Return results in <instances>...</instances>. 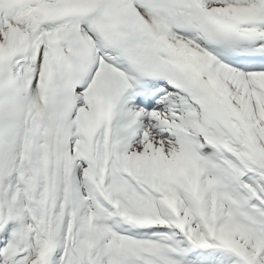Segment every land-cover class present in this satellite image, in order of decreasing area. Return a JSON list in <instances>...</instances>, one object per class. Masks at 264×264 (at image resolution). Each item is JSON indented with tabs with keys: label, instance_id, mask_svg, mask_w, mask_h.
Wrapping results in <instances>:
<instances>
[{
	"label": "snow or ice",
	"instance_id": "1",
	"mask_svg": "<svg viewBox=\"0 0 264 264\" xmlns=\"http://www.w3.org/2000/svg\"><path fill=\"white\" fill-rule=\"evenodd\" d=\"M0 264H264V0H0Z\"/></svg>",
	"mask_w": 264,
	"mask_h": 264
}]
</instances>
